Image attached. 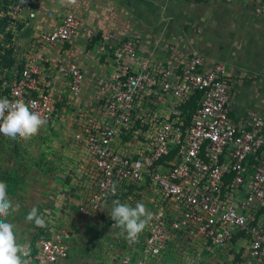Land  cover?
<instances>
[{
	"label": "built area",
	"instance_id": "2783aa9c",
	"mask_svg": "<svg viewBox=\"0 0 264 264\" xmlns=\"http://www.w3.org/2000/svg\"><path fill=\"white\" fill-rule=\"evenodd\" d=\"M22 8L23 4L14 3L10 14L16 18ZM255 12L264 16V0L256 4ZM13 27L10 24L5 31ZM79 30V20L69 13L56 29L42 34L41 40L64 43ZM3 34L0 30V38ZM99 50L111 51L114 63L107 77L98 78L106 96L105 113L87 117L78 129L68 127L97 170L95 189L78 210L94 217L130 187L152 186L160 194L152 219L131 244V252L111 264H147L167 249L174 231L212 250L230 251L233 264H264V116L254 110L238 119L232 116L225 64L209 66L201 55H195L181 71L162 70L161 94L170 98V108L161 119L144 117L141 128L148 125L146 140L139 148L126 150L119 148V138L123 129L136 127L140 119L136 101L155 77L149 61L139 62L134 39L109 33L103 36ZM48 61L47 55L37 52L17 80L16 74L0 76V80L10 89V100L35 101V110L51 120L56 103L39 84L40 67ZM58 71L69 78V89L77 97L84 88L83 71L76 64H61ZM197 94L202 98L188 116L181 105ZM51 223L36 238L37 264H55L70 254L69 242L75 235Z\"/></svg>",
	"mask_w": 264,
	"mask_h": 264
},
{
	"label": "crops",
	"instance_id": "0c3cea01",
	"mask_svg": "<svg viewBox=\"0 0 264 264\" xmlns=\"http://www.w3.org/2000/svg\"><path fill=\"white\" fill-rule=\"evenodd\" d=\"M9 1L13 6L14 3L23 4L22 11L16 14L15 29H19L15 38L16 55L26 62L37 52L48 56V63L40 67L39 84L45 93L54 97L58 110L62 107L53 131L63 134L54 142L67 150L59 157H52L60 160L65 155L62 164L53 161V164H61L59 169L48 173L41 171V177H49L48 181L54 178L53 185L47 187L51 190L43 191L42 202L38 203L42 204L40 214L43 217L44 210L50 214L45 217L47 222L57 220L59 211L62 213L58 215L60 221L68 214L74 217V210L84 219L90 218L78 208L94 191L97 170L68 127L78 129L87 117H102L105 113L107 101L98 78L107 77L114 69L111 51L102 53L99 50L106 34L134 39L139 62L149 61L155 79L146 91L159 106L152 109L153 116H163L170 108V98L161 94V71L167 68L181 71L186 61L195 55H201L209 66L225 64L234 118L242 117L249 110L264 116V16L255 12L256 4L262 0H76L75 4L67 0L64 4L60 0ZM69 13L80 22L75 36L57 44L41 40L42 34L56 29ZM61 64H76L85 74L84 88L77 97L69 89V78L58 71ZM139 103H136L137 109ZM167 103L169 107L163 108ZM3 137L0 134V142ZM5 142L13 144L10 140ZM13 154V163L18 167L22 157L17 152ZM29 224L26 226L34 234L35 226H32L35 224ZM185 241L200 243L173 235L168 243L169 251L172 245H185ZM168 254L170 256L171 252ZM67 259L55 264H64ZM163 259L162 256L148 259L147 264H161Z\"/></svg>",
	"mask_w": 264,
	"mask_h": 264
},
{
	"label": "rangeland",
	"instance_id": "374dc122",
	"mask_svg": "<svg viewBox=\"0 0 264 264\" xmlns=\"http://www.w3.org/2000/svg\"><path fill=\"white\" fill-rule=\"evenodd\" d=\"M11 5L12 4L9 6ZM139 101L140 106L136 113L140 117L139 121L141 125L144 123L142 122L144 117H149L150 121L155 118L161 119L159 116L152 115V109H154V107L159 108V106L155 103L157 101L147 94V91H144L136 103ZM162 107L168 108L169 103L164 106L162 105ZM61 110L62 107L59 108V110L56 108L54 117L50 121L48 120L46 127L40 131L39 135L27 142L14 141L8 137L1 138L0 181H4L8 185V194L10 198L20 205L19 210L8 219L9 222L15 225L14 231L17 236V241L23 244L26 249L32 242L33 232L28 228L29 226H26L30 224L25 220V217L32 207H36L40 213L42 204L39 206L38 203L39 201L42 202L41 195L43 191L46 192L50 189L47 187H51L54 181V178L48 181L49 177H41V171L48 173L59 169L65 155H63L60 160L53 159L52 157H59L60 154L67 150L65 146L54 142L59 139L60 134H63L61 131H53V126L56 125L55 122H57L55 118L58 117L57 115L60 114ZM148 124L150 125L151 123ZM56 129L55 127V130ZM148 134L149 129L145 130L136 127L132 132H127L128 139L124 137V134L120 136L119 140L121 146L119 148L123 149V147H125L126 150L139 148L142 142L146 140ZM9 140L13 142V144H4L6 143L5 141ZM14 152L19 153L20 157H22L20 158L22 162L17 165L18 167H15L13 163ZM53 161L56 163L60 162L61 164H53ZM49 169H52V171ZM159 195V191L156 187H143L142 189L138 188L135 190V192L124 198L121 202L128 203L131 206H135V203L138 201L142 202L152 213L155 206V199L159 197ZM111 208L112 202L103 207L96 216L88 220L84 219L76 210L73 211L74 217H68V214L62 221L59 220L61 216L58 218V215L62 213H59L60 211L57 214L55 213L57 220L52 218L53 221L51 225H53V227L64 228L66 230L71 229L75 232V236L72 240V249L69 254L70 256H68L64 264H111L112 261H117L121 258L124 259L125 255L131 252V244L125 239V235L121 234V229L112 227L114 221H112L109 216ZM46 212L45 210L43 211L45 217L50 215ZM45 217L44 219L46 221L47 218ZM34 226L35 225L32 227ZM46 227H48V225ZM199 242V245L195 243L190 244L188 242H186L185 245L182 243L174 244L170 247V251L167 247L165 252L160 255L164 258L161 264H233L230 251L228 252L221 249L212 250L200 240ZM169 252H171L170 256L168 254ZM164 255H167V258H165Z\"/></svg>",
	"mask_w": 264,
	"mask_h": 264
},
{
	"label": "clouds",
	"instance_id": "9594fccd",
	"mask_svg": "<svg viewBox=\"0 0 264 264\" xmlns=\"http://www.w3.org/2000/svg\"><path fill=\"white\" fill-rule=\"evenodd\" d=\"M23 2V0H22ZM75 4L76 0H67ZM61 4L65 0H60ZM36 102H26L23 99L10 100L8 97H0V134L14 141L27 142L39 135L46 127L48 118L35 110ZM111 191L116 193V184ZM20 208L8 194V185L0 181V264H32L30 250L17 241L15 225L9 222V217ZM109 216L114 224L112 227L121 229V234L129 244H134L139 235L146 229L152 219V213L142 202H136L135 206L122 203L118 199L112 201ZM29 223L36 227H46L44 217L36 207H32L25 217Z\"/></svg>",
	"mask_w": 264,
	"mask_h": 264
},
{
	"label": "trees",
	"instance_id": "16d2710c",
	"mask_svg": "<svg viewBox=\"0 0 264 264\" xmlns=\"http://www.w3.org/2000/svg\"><path fill=\"white\" fill-rule=\"evenodd\" d=\"M10 1L9 0H0V30L4 33L3 37L0 38V76L9 77L11 74H16V80L20 76L22 70L25 67L26 61L19 60L18 56L16 55V47H15V38L17 32L19 31L18 27L17 30L15 27L10 29L9 31H5V28L10 24H16L18 21L10 14ZM17 25V24H16ZM102 40V39H101ZM99 41V40H96ZM9 44V46H7ZM10 89L4 88L2 85V80H0V97H8L9 98ZM202 98L201 94H197L190 98V100L186 104H182L181 108L184 109L186 115L190 116L197 106V100ZM137 128H141V122L138 121ZM135 127V129H136ZM148 127V125L146 126ZM146 127L144 129H146ZM131 128L123 129L121 135L124 134V137L128 139L127 132H132ZM131 136V135H130ZM143 188V187H142ZM141 187L139 189H142ZM138 187H130L128 191L122 193L119 197V200L122 201L124 198L131 195ZM69 232L75 235V232L71 229H67ZM39 232H45V228H35V232L32 237V242L30 243L28 250H30V259H32L37 252V247L35 245L36 238ZM173 235L177 238L180 237H187V235L181 231H174ZM73 240V238H72ZM72 240L69 242L70 247H72ZM68 258V257H67ZM66 258V259H67ZM158 258V257H157ZM65 260V259H64ZM155 261V260H153Z\"/></svg>",
	"mask_w": 264,
	"mask_h": 264
},
{
	"label": "bare ground",
	"instance_id": "6f19581e",
	"mask_svg": "<svg viewBox=\"0 0 264 264\" xmlns=\"http://www.w3.org/2000/svg\"><path fill=\"white\" fill-rule=\"evenodd\" d=\"M164 252H165V251H164ZM162 254H163V253H162ZM162 254H161V255H162ZM158 257H159V256H158ZM31 261H32V264H37V263H36V260H35V257H33V258L31 259Z\"/></svg>",
	"mask_w": 264,
	"mask_h": 264
}]
</instances>
